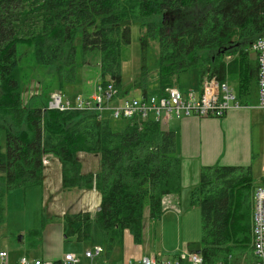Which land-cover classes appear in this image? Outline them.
<instances>
[{"label":"trees","instance_id":"16d2710c","mask_svg":"<svg viewBox=\"0 0 264 264\" xmlns=\"http://www.w3.org/2000/svg\"><path fill=\"white\" fill-rule=\"evenodd\" d=\"M132 25L139 32L142 98L149 96L151 70L156 71L155 95L164 96L179 74L196 69L199 84L215 78L233 90L240 107L258 105L259 63L252 47L264 37V0H0V226L10 190L42 186L45 155L60 161L62 191L99 194V210L64 213L62 230L66 241L87 242L94 222L105 257L121 246L125 232L140 244L145 209L156 223L162 199L180 193L176 135L157 122L47 110L45 93L29 106L21 102L29 51L35 66L54 68L58 89L74 82L77 34L83 55L99 52V82L112 81L125 97L121 48L131 43ZM115 121H125L124 126L115 130ZM79 153L98 155V170L83 174ZM252 180L251 166L200 169L188 202L200 212L198 252L207 264L254 261ZM45 225L42 219L39 229L26 233V245L35 246L32 239H40Z\"/></svg>","mask_w":264,"mask_h":264},{"label":"rangeland","instance_id":"374dc122","mask_svg":"<svg viewBox=\"0 0 264 264\" xmlns=\"http://www.w3.org/2000/svg\"><path fill=\"white\" fill-rule=\"evenodd\" d=\"M73 44L77 50L75 80L71 84L63 85L60 89L57 88V85L53 81L52 72L54 68L35 66L30 59L29 51L28 60H24L22 65L23 77L21 79V102L23 104L29 106L31 100L35 98H44V93L47 96L46 99H48L49 94L54 91L60 92L64 98L72 102L77 96L85 99L96 93V87L100 81L99 52L92 51L87 55H83L81 51V34H77L73 40ZM139 54V32L138 28L135 25H132L131 43L128 46H123L121 48V92L127 99H139L142 97L140 89L141 78ZM251 57H254L252 51ZM227 59L228 57H226V60ZM229 85L234 89L232 83H229ZM175 87L185 99H187V96L190 94L197 97L200 91L197 70L189 69L179 74L175 82ZM145 89L149 95L157 94L155 70L150 71L146 80ZM42 105L43 107H46L47 102L45 104L42 103ZM242 108L248 109L250 111L249 114L251 115H249L248 112L245 113L246 111H242ZM244 114L249 115V124L242 121L241 116ZM197 118L202 119L203 121H198L195 125L196 128H201L203 130L209 128L217 131L221 129V126H218L216 123H207L204 120L219 121L222 120V118ZM124 123L125 121H115L112 123V126L115 130H120L124 126ZM160 126L163 131L168 130V127H165L163 124ZM243 134H248L249 136L252 134V143L255 145L254 157L251 159L253 165H248L252 167L253 186H264V112L257 108V102H250L248 106H241V108L237 110V136L240 137L242 142L244 141ZM94 156L98 157V155L92 154H77V158L81 162L84 170H98L99 157L98 159H95ZM88 159H90L91 162L87 164L85 161ZM73 190L74 191L72 192H76V189ZM66 193L62 195L58 191L56 192L57 203L47 200L42 186H34L27 189H14L7 193L3 202V215L5 221L0 226V251L4 250L8 252L11 262L16 261V259L21 256H26L29 259L43 258L41 255L46 251L49 256L56 257V255H65L67 251H77V253H80L85 247L93 250L95 244H98L97 247H104L101 232L94 222H92L91 227V238L87 242L78 243L73 239L66 241L63 237L56 238L54 235H51L50 237L48 233L43 239L40 237V239L37 240V238L34 237L32 242L35 243V246L30 247L29 245H26V232L39 229L42 225V219H44L46 223L45 227L48 225L51 226L52 229L54 227L59 228V226L62 227V217L60 216V212L75 213L77 210H80L78 208L79 206L82 207L80 204L82 199L75 203H71L69 200L70 194L68 195ZM91 212H94V210ZM146 218L147 209H145L144 212L143 224L146 223ZM200 231V212L199 209L195 208L188 212L180 226V231L178 230V235L180 233L181 242L183 243L181 249L186 252L179 254H191L198 251L200 247ZM43 232L41 236L43 235ZM156 235L157 236H154L155 240L153 235L151 236V247L154 241H159V231H156ZM172 236H175L174 232ZM155 245L157 246V243ZM118 248L119 247H114L112 253L108 257L104 258L103 255V261L111 264L114 259H118L119 253L116 252ZM102 254L98 263H102ZM76 255L82 256L83 254ZM43 260L51 261L46 258H43ZM82 264H84V262H82Z\"/></svg>","mask_w":264,"mask_h":264},{"label":"crops","instance_id":"0c3cea01","mask_svg":"<svg viewBox=\"0 0 264 264\" xmlns=\"http://www.w3.org/2000/svg\"><path fill=\"white\" fill-rule=\"evenodd\" d=\"M237 110L239 109H232L228 111L222 120L219 121L204 120L207 123L213 122L218 126H221L219 131L209 128L204 130L196 128V123L203 120L195 116L183 117L179 120L174 119L171 120L167 126H165L168 127L167 131L175 133L177 139V151L181 159V191L178 194H171L164 197L162 202L163 213L158 222L152 223L148 219L147 211L146 223L143 224V235L140 244H135L131 235L128 232H125L123 242L116 251L119 253V257L118 259H114L111 264H124L128 261H137L142 257H155L158 260H173L177 254L186 253L185 250L181 249L183 247V243L181 242L180 233L178 235V230L180 231V226L188 212L195 209L194 207L189 206L188 200L190 191L199 183L200 169L202 167L213 165H253V162L251 163V159L254 157L253 154L255 152V145L252 143V134L250 136L248 134H243V142L240 140V137L237 136ZM241 110L246 111L245 113H250L248 109L242 108ZM249 115L244 114L241 116L242 121L249 124ZM94 157L95 159H98V157ZM43 158L45 163H42V188L45 191L48 201L57 203L56 192L58 191L62 195L67 192L66 194H70L69 200L71 203H75L76 201L82 199V202L80 203L82 207L79 206L78 209L80 210H77L76 212H91L93 210H98L100 196L95 190H76V192H72L74 190L62 191L60 161L51 155H45ZM85 162L88 164L91 160L88 159ZM81 171L83 174H87L94 173L97 169L84 170L82 167ZM63 214L64 212H60L61 217ZM44 230L43 235L41 236L42 239L48 233L50 237L51 235H54L56 238L63 237V230L61 226H59V228L54 227L52 229L51 226L47 225ZM156 231H159V241H154L151 247V236H157ZM173 232L175 236H172ZM156 243L158 247L155 245ZM94 246L97 247L98 244H95ZM87 250L90 249L85 247L80 253H77V251H67L65 254L75 253L82 255L83 252ZM101 250L103 252V246H101ZM194 253H198V251ZM41 256L51 261H58L62 258V255L51 257L48 255L47 251L45 253L43 252ZM43 258L36 259L43 260ZM101 261L102 264L106 263L103 261V254ZM15 262L16 261L11 262V264H15ZM83 262L84 264H87L86 261Z\"/></svg>","mask_w":264,"mask_h":264},{"label":"built area","instance_id":"2783aa9c","mask_svg":"<svg viewBox=\"0 0 264 264\" xmlns=\"http://www.w3.org/2000/svg\"><path fill=\"white\" fill-rule=\"evenodd\" d=\"M259 63V90L257 108L264 112V37L258 38L252 47ZM37 93V91H36ZM241 108L233 90L226 83H219L215 78H203L200 94L188 95L185 99L176 87L167 88L164 96L149 95L139 99H127L112 81L98 83L96 93L88 98L75 97L73 102L64 98L60 92L54 91L47 99V110L58 112L78 111L109 116L114 120L155 121L167 126L171 120L183 117H215L222 118L232 109ZM42 163H45L42 158ZM164 199V198H163ZM162 199V202H163ZM251 248L254 261L251 264H264V186L255 187L252 193V227ZM102 250L95 247L82 256L68 253L58 261H44L19 257L15 264H102L98 263ZM0 264H11L8 252L0 251ZM108 264V263H103ZM124 264H207L200 253L177 254L173 260H158L155 257H142L137 261ZM214 264H229L218 261Z\"/></svg>","mask_w":264,"mask_h":264},{"label":"water","instance_id":"95a60500","mask_svg":"<svg viewBox=\"0 0 264 264\" xmlns=\"http://www.w3.org/2000/svg\"><path fill=\"white\" fill-rule=\"evenodd\" d=\"M98 210H99V208H98ZM199 253V252H198Z\"/></svg>","mask_w":264,"mask_h":264}]
</instances>
